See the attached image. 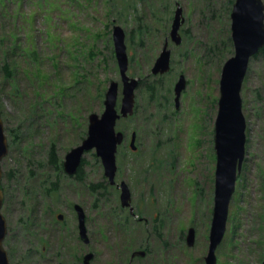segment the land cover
<instances>
[{
  "label": "rangeland",
  "instance_id": "1",
  "mask_svg": "<svg viewBox=\"0 0 264 264\" xmlns=\"http://www.w3.org/2000/svg\"><path fill=\"white\" fill-rule=\"evenodd\" d=\"M233 2L0 0V115L8 142L1 160L6 195L0 211L11 264H82L87 252L93 253L92 264H205L214 120L221 69L233 54L227 41ZM175 3L185 18L179 44L169 37ZM111 22L125 33L127 75L159 80L153 98L137 86L135 112L116 123L125 139L116 153L115 182L127 184L133 215L120 210V189L104 176L94 149L83 155V181L45 165L51 147L63 161L85 137L88 115L102 112L111 80L118 84L119 108L122 81ZM165 40L170 69L155 76L150 69ZM4 61L10 63L9 76ZM180 74L186 86L176 107ZM240 96L245 153L216 264H261L264 258V56L259 51L249 58ZM57 175L58 188L45 195ZM75 203L86 214L88 244L78 235ZM189 227L195 230L192 246L185 242ZM134 250L146 253L131 257Z\"/></svg>",
  "mask_w": 264,
  "mask_h": 264
},
{
  "label": "water",
  "instance_id": "2",
  "mask_svg": "<svg viewBox=\"0 0 264 264\" xmlns=\"http://www.w3.org/2000/svg\"><path fill=\"white\" fill-rule=\"evenodd\" d=\"M230 38L233 45V54L228 57L222 66L219 78V97L217 113L214 120V150L216 156L214 170V197L213 209L208 233V248L204 256L205 264H216L215 250L220 244L226 227L228 207L231 195L235 188L236 174L241 169L245 153L246 120L242 112L240 89L247 71L249 58L256 54L264 45V3L262 0H234L230 10ZM183 21L182 8L176 6L172 18L169 37L175 44H179L181 36L179 28ZM125 33L121 26L112 27V40L119 74L122 81V97L117 108L118 84L111 80L104 94L103 110L99 114L91 112L88 115V124L85 137L70 148L62 161V169L67 175H75L85 152L94 149L100 159L104 176L110 184L115 183L117 170L116 152L125 139V133L116 129L117 120L133 114L135 109V89L139 79L129 77L126 73L128 57L124 43ZM170 69V49L168 40L155 58L150 74L162 75ZM186 86L183 74L178 76L174 85V102L178 106L182 90ZM136 132L130 134L129 148L135 150ZM8 152V142L0 115V209L3 202L1 188V160ZM120 189L119 199L123 207L130 206V190L124 181L117 184ZM73 208L78 222L80 240L87 244L89 238L86 228V214L83 207L75 203ZM132 211V207L130 206ZM59 220L63 214H57ZM7 233L6 219L0 211V264H11L3 240ZM195 239V230L189 227L185 242L192 246ZM145 250H134L131 257L144 256ZM92 252L82 256V264H92ZM264 264V258L261 262Z\"/></svg>",
  "mask_w": 264,
  "mask_h": 264
},
{
  "label": "trees",
  "instance_id": "3",
  "mask_svg": "<svg viewBox=\"0 0 264 264\" xmlns=\"http://www.w3.org/2000/svg\"><path fill=\"white\" fill-rule=\"evenodd\" d=\"M227 41H228V44L230 46V51H231L232 43H231L230 37H228ZM259 53H261L264 56V45L260 48ZM2 69H3V71L5 72V74L7 76L11 75V69H10V63L9 62L4 61ZM158 81L159 80H156V79H151V80H148V81L139 80L138 86H143L146 89V91L149 93L150 98H153L154 94H155L154 93L155 92V83L158 82ZM83 138H84V136L82 137V139ZM39 165H40V167L43 166L42 164H39ZM45 165L51 167L53 169V171L58 173V174L63 172L62 161L57 158V155H56V153L54 151V147H51V149H50V151L48 153V157H47V161L45 162ZM83 165H84V158H82L81 163H80V165L78 167V170H77L76 174L74 175V177L77 178L79 181H83L84 180V175L82 174ZM6 174H8V176L11 175L10 172H8ZM58 176L59 175H57V178L54 181L50 182L49 186H47V188L44 189V194L45 195H48V193L50 191H55V189L58 188ZM44 185H45V183L43 182V186ZM100 185L102 186V183H98V186H100ZM89 187L92 190H95V185H90ZM2 190H3V201H4V196L6 195L5 194L6 192H4V188L3 187H2Z\"/></svg>",
  "mask_w": 264,
  "mask_h": 264
},
{
  "label": "flooded vegetation",
  "instance_id": "4",
  "mask_svg": "<svg viewBox=\"0 0 264 264\" xmlns=\"http://www.w3.org/2000/svg\"><path fill=\"white\" fill-rule=\"evenodd\" d=\"M175 4L179 6L178 3H175ZM180 7H181V6H180ZM181 8H182V7H181ZM182 17H183V21H182L181 25L185 22V18H184V16H183V14H182ZM111 24H112V27H113L114 25H116L114 22H113V23L111 22ZM135 151H136V150H135ZM133 152H134V151H133ZM114 186H115L116 188H118L116 185H114ZM131 207H132V206H131ZM119 208H120V210H122V211L127 210L129 214H132V215H133V211L130 210V207H122V206L120 205ZM132 210H133V207H132ZM89 241H90V239H89ZM80 255L82 256V253H81Z\"/></svg>",
  "mask_w": 264,
  "mask_h": 264
}]
</instances>
